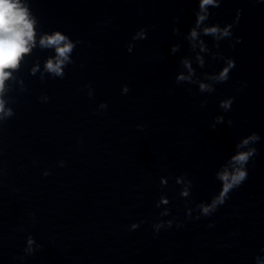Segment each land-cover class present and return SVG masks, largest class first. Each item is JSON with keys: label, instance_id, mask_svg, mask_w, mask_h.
Segmentation results:
<instances>
[{"label": "clouds", "instance_id": "9594fccd", "mask_svg": "<svg viewBox=\"0 0 264 264\" xmlns=\"http://www.w3.org/2000/svg\"><path fill=\"white\" fill-rule=\"evenodd\" d=\"M32 0H0V128L12 119L16 112L11 106L15 103L13 93L17 95L26 93L28 88L20 73L24 70L29 61L34 56V50H51L54 55L50 54L43 60L41 71V62L37 58L33 61L32 66L28 69L32 76L38 75L41 81L46 77L52 79H64L65 69L75 63L73 53L78 45L83 43L81 40H73L69 35L60 31H43L41 29L39 18L33 13L31 8ZM195 2L197 8L193 9L195 17L193 23L189 26L187 32H182L179 28V18H173L172 33L177 37H182L187 42L188 54L182 55L179 59V71L175 74L174 82L177 85L188 84L197 87L199 93H213L216 90V85L227 82L230 79L231 71L236 66L234 58L225 56L220 50L221 42L227 40L229 47L234 49L237 44L242 42V37L234 35V27L238 25L242 10L237 9L235 17L230 23L221 25L220 23H209L213 13L210 9L219 8L226 0H190ZM254 3H264V0H251ZM205 37H210L213 41L210 48L205 40ZM147 38V29L141 28L137 31L132 39L144 40ZM134 45L129 44L127 51L131 53ZM182 44L173 43L170 46V54L175 55L181 52ZM215 49V51L213 50ZM207 57L213 61H222L223 66L220 70L211 73L203 71L198 73L197 68L204 69L207 66ZM195 65V67H194ZM82 67V65H81ZM88 89V96L92 98L94 90L91 84L85 85ZM191 91V89H188ZM237 89V91H241ZM130 91L127 85L121 89L122 95H127ZM234 97L229 96L219 101V108L227 113L231 110L234 103ZM42 103H47L49 97L42 95L39 97ZM207 101H201V107L206 105ZM107 103H101L98 106L99 111L107 110ZM227 123L232 126L233 121L228 119L225 121L224 115H216L213 118L210 127L216 130L217 125ZM138 130L143 131V126L138 125ZM261 140V136L252 131L250 134L241 137L235 143L233 153L220 165L214 176L220 182L218 192L213 194L210 200L200 201L192 204L191 195L193 182L188 179L187 174H182L174 177L175 184L179 186V197L186 201L185 204V219L199 220L201 217L213 216L220 207L231 199V193L239 189L242 184L248 179V165L254 163L258 150L255 145ZM59 167H64L65 162L60 161ZM51 173L43 172V176L47 177ZM3 175L0 169V176ZM173 177H161L160 188L164 189L168 186L169 180ZM171 201L166 193H161L159 199L155 203V207L163 210L159 212V217H167L171 215V209L168 207ZM35 221V214H32ZM133 223L129 227V231L137 230L141 224ZM184 221L173 216L171 219H160L153 223L152 228L154 233H159L161 230L171 229L173 227L182 228ZM208 228L215 227L214 222H209ZM232 236L238 233H232ZM227 247V245H225ZM42 245L37 243L33 236L28 235L23 248V255L16 257L21 262L26 257L33 256L37 251L41 250ZM260 253L253 257V264H264V248L260 249Z\"/></svg>", "mask_w": 264, "mask_h": 264}]
</instances>
